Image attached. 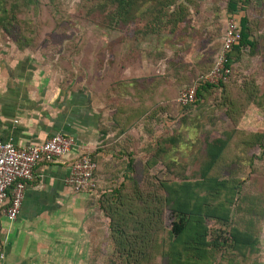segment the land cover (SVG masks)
Here are the masks:
<instances>
[{"label":"trees","instance_id":"trees-1","mask_svg":"<svg viewBox=\"0 0 264 264\" xmlns=\"http://www.w3.org/2000/svg\"><path fill=\"white\" fill-rule=\"evenodd\" d=\"M195 2V0L80 1L81 18H90L98 27L101 25L98 22L105 20L109 29L123 31L131 37L132 45L136 40L144 42L148 38L168 37L167 44L171 46L169 51H172L168 54L159 48L143 50L138 46L125 51L121 40L114 48L106 49L110 72L131 66L142 53H145L154 65L161 62L166 69L163 75L118 81L111 85L115 86L112 89L116 98L114 121L128 127L122 133L141 125L148 138L141 151L149 155L142 165L138 163L135 166L133 159L141 151L138 149L139 143L130 137V139L127 137L129 140L127 144L125 143L128 146L115 145L124 150L120 151L114 147L116 155L115 158H111L115 159L113 161L102 159L97 153L91 154L96 163L94 173L96 188L90 194L97 198L98 209L109 221L108 252L102 250L99 243L97 252L92 253L93 260L98 264L260 263L261 252L257 233L264 222V179H251L253 181L247 184L240 174L246 163L243 158L246 153L244 148L264 147L261 144L263 136L247 133L244 136L247 138L237 144L243 150L242 157L238 152L240 148L237 150L238 146H233L229 133H226L224 138L214 137L211 131L202 133L206 127L203 121L206 119L207 123H210L209 116L212 117L217 109L226 106V103L215 99L217 98L215 93L226 90L229 84L231 87L235 86V82L230 83L233 80L234 63L247 48L254 47L249 20L245 16L236 15L240 11L239 5L242 0H229L226 17L238 21L241 28L240 42L228 55L227 66L231 73L227 81L219 85L199 82L200 76L209 73L214 67L224 31L222 34L219 32L220 36L222 35L220 45L213 62L210 63V58L206 59L204 55L205 46L209 43L208 32L195 30L197 22L194 20L199 14V8L193 6ZM22 7L23 10L26 9L25 14L35 9L47 10L53 19L51 26L48 27L49 34L51 31L53 33L46 38L49 48H59L57 53L61 54L58 57L60 60L68 57L64 51L73 48L75 53L71 58L73 56L76 61L80 60L78 69L87 72L85 76L87 85L91 87V74L83 60V55L84 57L88 55L86 49L82 47V40L78 44H71L73 41L70 37L57 33L64 11L58 0H0V32L10 35V40L20 51L36 52L34 47L43 40L36 35V32L40 33L42 23L21 22L19 16L23 12ZM32 14L35 15V12ZM47 24L49 23L43 26ZM23 30L27 31L26 35ZM12 31L16 32L15 36ZM175 42L177 45L179 42L187 45V51H173L172 45H176ZM199 45L202 48L196 47ZM102 52L105 53L101 50L100 55ZM77 54L80 55L76 58ZM98 54L99 51L96 54L97 58ZM61 69L65 70L62 67ZM196 82L197 101L186 107L180 106L178 104L180 91ZM142 86L145 87V91L141 90ZM247 88L252 92H245ZM241 91L250 95L249 102L256 103L264 111V92L259 90L254 81L241 86ZM127 95L130 96L129 100L126 99ZM229 103L232 105L230 110H240L235 101ZM122 113L126 115L124 119L121 118ZM165 120L173 121L174 126L171 129H164L168 125ZM230 120L236 124L233 118L230 117ZM160 131L156 142L150 141ZM198 141L202 143L198 149L201 153V162L197 169L187 171L188 165L178 164L174 158L181 154L184 145L188 148L196 147ZM193 156H197L196 151L193 152ZM226 157L227 161L224 160ZM117 158L126 160V163L120 164ZM115 165H118L116 169L113 168ZM159 165L169 170L173 166H178L177 180L152 177V171ZM122 167L124 171L126 169L130 173L136 172L141 177L140 180L137 176L131 178L124 173L118 176L122 171L119 168ZM166 210L169 211L172 220L167 229L163 222ZM217 224L219 226H216ZM160 229L165 231L164 237L158 236Z\"/></svg>","mask_w":264,"mask_h":264},{"label":"crops","instance_id":"crops-1","mask_svg":"<svg viewBox=\"0 0 264 264\" xmlns=\"http://www.w3.org/2000/svg\"><path fill=\"white\" fill-rule=\"evenodd\" d=\"M92 56L90 87L85 72L66 77L59 65L20 51L0 36V141L20 148L44 143L56 134L76 141L64 157L36 166L14 222L0 207V264H98L92 253L99 243L102 250L108 248L103 240L109 221L98 209L97 198L72 192L65 179L81 153H97L109 160L116 155L115 145L128 146L130 138L143 149L148 138L141 125L122 133L128 127L114 121L116 98L111 85L163 75L166 66L154 65L142 53L131 66L110 72L108 56L105 61ZM166 122L170 129L174 126L173 121ZM160 134L150 141L155 143Z\"/></svg>","mask_w":264,"mask_h":264},{"label":"rangeland","instance_id":"rangeland-1","mask_svg":"<svg viewBox=\"0 0 264 264\" xmlns=\"http://www.w3.org/2000/svg\"><path fill=\"white\" fill-rule=\"evenodd\" d=\"M63 8L61 19V24L57 28H59L58 32L59 35H65L66 37H70L73 42L71 44H78L82 40V47L86 49V54L88 56L84 57L83 60L84 64L89 68H91V63L93 60V54H97V51H99L98 59H104L106 60L107 55L106 49L114 48V45L117 44L120 40L124 43V49L125 51L130 50L132 47H140L148 48L151 50L161 48V51H166L168 54H171L172 51H169L171 46L167 44V40H155L154 38H148L146 41L141 42V40H136L135 44L132 45L133 41L131 37H128L125 32H121L120 30H111L108 28L107 23L105 20L102 22H98V24H101L98 26L94 25L92 20L81 18V11H80V1L81 0H58ZM195 4L193 6H196L199 8V14L195 16V22L196 24V31L199 32V30L207 31L208 32V45L205 46L204 55L207 58H210V63L213 62V57L216 53V51L219 48L221 37L219 32L222 34L225 29V24L227 19V4L229 0H195ZM21 6V5H20ZM240 11L237 16L243 17L245 16L249 20V26L251 29V41L254 42L253 48H247L243 54H241L240 59L234 63L232 77L233 80L230 82H235V86H227L226 90L218 91L216 92L217 101L226 103V106H222L219 109H217L213 116H209L210 123H207V120L205 119L203 121V124L206 126L202 131L203 134H205V131H211L213 133L214 137H220L223 138L226 133H229L231 135L233 146H238L242 140H244L247 137V133L249 134H259L262 135L263 138H261V144L264 145V111L259 108L256 103L249 102L250 95L246 94L241 91V86H244L245 83L254 81L256 86L259 88L260 91L263 90L264 92V0H248L247 2H244L242 0L241 4L239 5ZM26 10V9H25ZM23 7H22V13L21 16H19V20L21 22H27L32 23L35 22L36 24L42 23V29L40 30V33L36 35L37 37L41 39H45L40 44H37L34 48L36 49L35 55H39L40 57H44V60H46L49 64L55 63L57 66L59 65L60 68H65L66 71V77H73L75 75H78V73L84 72L80 68V60L76 61L75 58H73L75 51L73 48H71L69 51H64L67 56V58L59 59L58 57L61 56V54L57 53V50H59L58 47H51L49 48V43H47L46 38L51 36L52 31L49 34L48 27L51 26V23L53 22L51 16L47 12L46 9L41 10H34L33 12L28 11L26 14L24 13ZM35 12V15L32 13ZM49 23L46 26H43V24ZM45 28V29H44ZM61 28V29H60ZM20 31V30H19ZM22 31V29H21ZM128 31V30H127ZM26 35L27 31L23 30ZM11 33H14L13 36L16 35L15 31H12ZM0 36H2L4 39L9 40L14 44L12 40H10V35H7L5 32H0ZM54 36V34H53ZM127 38H126V37ZM96 38V39H92ZM77 41V42H76ZM178 43V42H177ZM176 44V42H175ZM196 44V43H195ZM70 45V44H69ZM199 49L202 48V46H196ZM100 48V49H99ZM165 48V49H164ZM19 49V48H18ZM188 46L182 45V43L179 42V45H172V50L174 51H187ZM20 50V49H19ZM101 50L105 53L100 55ZM164 52V53H166ZM174 53V52H173ZM71 55L72 58H71ZM80 54H77L75 57L77 58ZM90 56V57H89ZM102 61V60H101ZM106 63V62H104ZM160 69H163V66H160ZM87 73V72H86ZM247 93L252 92L250 88H247L244 90ZM218 95V96H217ZM230 101H235L236 106L240 109H232V105L229 103ZM229 108V109H227ZM241 113V115H239ZM233 118L235 120V125L230 120ZM209 124V125H208ZM208 125V126H207ZM170 126L164 127V129H170ZM173 127V126H172ZM239 132V133H238ZM196 142V141H195ZM185 146V147H184ZM182 147L181 154L178 156H175V160L178 164H186L188 165L187 171H191L194 169H197L200 162H201V153L198 149L201 148L202 143L200 144L199 141L196 144V147L192 146L191 148H188V146L184 145ZM188 148V150L186 149ZM240 148V149H239ZM239 149V150H238ZM246 149V153L244 155L243 150L241 147H237L238 152L243 157L244 155V161L245 168L243 172L240 174L241 177H243L247 184H249L251 179L258 178L260 180L264 179V147L262 146H253L252 148H244ZM196 151L197 156H193V152ZM147 155L149 154H142L138 155V153L135 155L136 157L133 159L136 163L135 166L139 163L142 165V163L147 159ZM115 158V157H113ZM250 159V160H249ZM115 159H111L113 161ZM118 161H120V164L126 163V160L122 158H117ZM225 161L228 160V157L224 158ZM138 165V167H140ZM116 166V167H115ZM113 166V168H117L118 165ZM124 167L119 168L122 169V173L119 172L118 176H122V174H127L128 177H136L140 180V176L134 173L128 172L126 169L123 170ZM140 169V168H139ZM135 171V170H134ZM179 173L178 166H173L171 169H166L164 166L159 165L152 171V177H155L156 179H169L171 180H177V174ZM189 173H187L188 175ZM171 217L169 216V211L166 210L164 214V227L167 229L169 228L171 224ZM214 224H212L213 226ZM211 226V223H210ZM216 226H219L218 224ZM161 235V237H164L165 231L159 230L158 236ZM257 237L259 240V248L261 252V258H264V222L260 226ZM106 244L110 242L108 240V236H105L103 240ZM106 253L108 252L105 251Z\"/></svg>","mask_w":264,"mask_h":264},{"label":"built area","instance_id":"built-area-1","mask_svg":"<svg viewBox=\"0 0 264 264\" xmlns=\"http://www.w3.org/2000/svg\"><path fill=\"white\" fill-rule=\"evenodd\" d=\"M241 39L238 21L228 19L225 24L221 48L215 58L213 69L200 76L199 82L219 85L226 82L231 71L228 68V55ZM198 82L183 89L178 104L186 107L197 101ZM76 147L71 137L56 134L44 143L28 147H17L11 141H0V207L8 221L14 222L20 212L24 192L34 179V170L41 162L50 163L64 157ZM96 163L91 154L81 153L76 157L65 184L74 193H91L96 188L94 173Z\"/></svg>","mask_w":264,"mask_h":264}]
</instances>
